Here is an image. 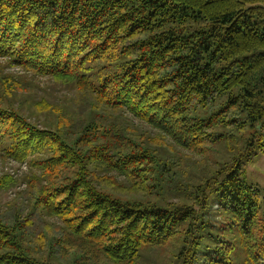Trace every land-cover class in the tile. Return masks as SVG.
Masks as SVG:
<instances>
[{
    "label": "trees",
    "instance_id": "1",
    "mask_svg": "<svg viewBox=\"0 0 264 264\" xmlns=\"http://www.w3.org/2000/svg\"><path fill=\"white\" fill-rule=\"evenodd\" d=\"M0 59V159L31 169L0 210V264H140L182 226L175 264H264L254 150L199 182L176 150L203 153L236 108L264 120V0H0ZM29 74L75 91L34 103L45 126L20 103Z\"/></svg>",
    "mask_w": 264,
    "mask_h": 264
},
{
    "label": "rangeland",
    "instance_id": "2",
    "mask_svg": "<svg viewBox=\"0 0 264 264\" xmlns=\"http://www.w3.org/2000/svg\"><path fill=\"white\" fill-rule=\"evenodd\" d=\"M199 27L194 25V30ZM192 30V29H189ZM1 63L4 62L0 59ZM6 73H13L15 75H21L23 70L18 67H6ZM29 79L32 80L34 86L30 90V94L21 93L22 109L26 115L32 120L36 121L41 126L47 125L46 122L53 118V110L45 108L43 113L37 111L34 107V103H45L43 99H46L48 103L55 105L63 104L68 101L69 98L75 96V91H72L60 83L49 77H32L29 74ZM216 105L209 109H205L198 113L203 117H208L217 109H219L220 101H217ZM235 117L238 118V122L232 124L216 126L215 132L220 133L223 136L213 142H209L206 145V149L203 153H198L194 150H183L176 147V150L180 151L187 158L189 163L188 167H183V176L187 175L192 181L199 182L200 179L208 178L212 175L220 166L225 163H233L237 159H243L249 149H253L254 153L252 157L243 165L244 173L241 175L243 179L250 184L260 188L263 192L264 199V150L258 146L264 144V120L257 123H252L246 111H240L235 109ZM237 121V120H236ZM133 124L140 130L148 131L152 136H157L158 131L152 129L142 121L135 119L132 120ZM239 122H244L245 127L240 128ZM263 126V127H262ZM166 147H170L171 141L164 139ZM164 152V147L161 148ZM174 154V153H173ZM23 163H18L11 159H0V176L4 173L14 175L18 179L17 186L9 190H0V210H6L10 202L15 201L16 193L26 187L24 178L31 173V169L28 164L26 168L22 167ZM180 169V167H179ZM172 197V196H170ZM177 200V198H172ZM217 203L214 202L212 209L215 210ZM51 221L56 222L55 218H50ZM181 231L168 243L160 246L156 249L143 248L140 264H175L178 260V254L185 245L184 240L186 236V227L182 226ZM220 229L215 230L218 232ZM215 232V234H216Z\"/></svg>",
    "mask_w": 264,
    "mask_h": 264
},
{
    "label": "built area",
    "instance_id": "3",
    "mask_svg": "<svg viewBox=\"0 0 264 264\" xmlns=\"http://www.w3.org/2000/svg\"><path fill=\"white\" fill-rule=\"evenodd\" d=\"M26 166H27V164H26V163H24V164L22 165V167H23V168H26Z\"/></svg>",
    "mask_w": 264,
    "mask_h": 264
}]
</instances>
